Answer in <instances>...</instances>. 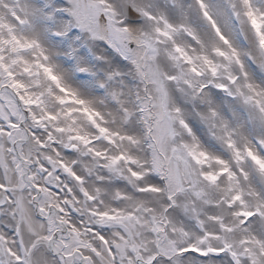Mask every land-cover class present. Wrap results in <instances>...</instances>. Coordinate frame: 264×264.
<instances>
[{
	"label": "snow or ice",
	"instance_id": "obj_1",
	"mask_svg": "<svg viewBox=\"0 0 264 264\" xmlns=\"http://www.w3.org/2000/svg\"><path fill=\"white\" fill-rule=\"evenodd\" d=\"M0 264H264V0H0Z\"/></svg>",
	"mask_w": 264,
	"mask_h": 264
}]
</instances>
